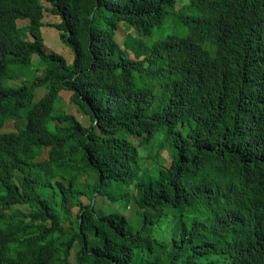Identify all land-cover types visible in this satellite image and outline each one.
Returning a JSON list of instances; mask_svg holds the SVG:
<instances>
[{
  "label": "trees",
  "instance_id": "1",
  "mask_svg": "<svg viewBox=\"0 0 264 264\" xmlns=\"http://www.w3.org/2000/svg\"><path fill=\"white\" fill-rule=\"evenodd\" d=\"M177 2L0 0V264H264V0Z\"/></svg>",
  "mask_w": 264,
  "mask_h": 264
},
{
  "label": "rangeland",
  "instance_id": "2",
  "mask_svg": "<svg viewBox=\"0 0 264 264\" xmlns=\"http://www.w3.org/2000/svg\"><path fill=\"white\" fill-rule=\"evenodd\" d=\"M190 3V0H178L177 2V9H181L185 6H187ZM45 7H46V12L44 15V20L42 21L43 25L41 27V34H42V38L44 40V45L47 48V50L49 52H55L59 55H61L62 57L65 58V60L67 61V63L69 65L73 64L74 61V53L72 51V49L70 48V46H68L63 40H62V36L64 34V29L61 26H57L59 24L62 23V19L60 16L58 15H53L51 13V5L48 3H44ZM28 23V21H19L18 24L20 27L26 26ZM173 27V21L169 20V22L166 25V30L168 27ZM180 27H174L173 29H179ZM165 32H161L160 34H164ZM159 32H156L155 35L148 37V38H144V44L148 47H150V45L153 43V41H155L158 37V35H160ZM29 38V35L26 36ZM30 39V38H29ZM47 68V64L42 61L40 59L39 56L34 55L32 58V62L29 66L27 67H20L17 69L13 68L12 72L14 73V78L15 80H12V82H14V84L17 85H22L23 83H32L33 80L35 79V77H37L38 75H41L44 70ZM8 84L13 85L10 81L8 82ZM15 85V86H17ZM46 92L45 88H40L36 90V99L41 98ZM70 93L63 91L61 93V101L58 103V107L60 108V110H63L66 113H73L79 120H81L82 122H85L87 120V118H85L84 116H82L77 109L72 105V103L70 102ZM86 124L88 125L89 122L87 121ZM18 126H22V122L20 121H13V120H9L6 122L5 124V131H17V127ZM169 151V150H168ZM149 154L154 158L157 154V141L154 142V144L151 146L150 150H149ZM168 157V153L165 151L163 153V158H167ZM146 164L148 165H153L154 162L151 160H148L146 162ZM154 166V165H153ZM112 209H115V207H112ZM103 211V210H102ZM107 210L103 211V213H105ZM131 207H128L126 211H123L125 214H127L128 216H131ZM72 213H73V217H75L76 213H77V208H73L72 209ZM130 218H135L130 217Z\"/></svg>",
  "mask_w": 264,
  "mask_h": 264
},
{
  "label": "clouds",
  "instance_id": "3",
  "mask_svg": "<svg viewBox=\"0 0 264 264\" xmlns=\"http://www.w3.org/2000/svg\"><path fill=\"white\" fill-rule=\"evenodd\" d=\"M46 1H43V4L45 3ZM47 3V2H46ZM49 4V3H48ZM45 6V5H44ZM45 9H46V7H45ZM47 11V10H46ZM45 11V12H46ZM53 14V13H52ZM44 15H45V13H44ZM54 15V14H53ZM59 16V15H58ZM43 20H44V18H43ZM42 20V21H43ZM19 22V21H18ZM28 24V23H27ZM19 25V24H18ZM52 53H55V52H52ZM33 58V57H32ZM32 62V61H31ZM42 75V74H41ZM41 75H38L37 77H39V76H41ZM36 78V77H35ZM12 80H15V78L14 77H12V78H10L9 79V81L13 84V85H10V86H15V85H17V84H14V82H12ZM35 80V79H34ZM34 80H33V82H34ZM8 81V82H9ZM32 82V83H33ZM31 84V83H30ZM24 85V83L22 84V85H17L16 87H20V86H23ZM9 120H13V121H20V122H22V126H18L17 127V131H5V124H6V122L7 121H9ZM9 120H7L6 122H5V124H4V127H2V129H1V133H0V140L3 138V136L5 135V134H7V133H16V132H18V130H19V128H24V126H25V122L22 120V119H18V120H14V119H9Z\"/></svg>",
  "mask_w": 264,
  "mask_h": 264
}]
</instances>
